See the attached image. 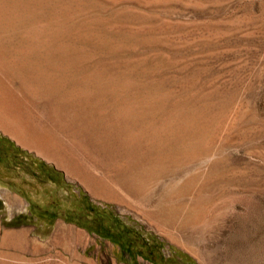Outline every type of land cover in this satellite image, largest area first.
<instances>
[{"label":"rangeland","instance_id":"374dc122","mask_svg":"<svg viewBox=\"0 0 264 264\" xmlns=\"http://www.w3.org/2000/svg\"><path fill=\"white\" fill-rule=\"evenodd\" d=\"M0 243L264 264V0H0Z\"/></svg>","mask_w":264,"mask_h":264},{"label":"bare ground","instance_id":"6f19581e","mask_svg":"<svg viewBox=\"0 0 264 264\" xmlns=\"http://www.w3.org/2000/svg\"><path fill=\"white\" fill-rule=\"evenodd\" d=\"M48 51V50H47ZM79 78V77H78ZM51 85V84H50ZM174 116V115H173ZM58 227V231L60 232V233H62L64 236H66V237H69V241H73V242H78L81 238H78L79 236H80V234L79 235H77V234H75L74 236H68V233H66V231L69 229L68 227H65V226H62V225H60L59 224V226H57ZM56 227V228H57ZM70 227V226H69ZM71 229H72V227H71ZM72 231V230H71ZM71 231H67V232H71ZM55 232H56V237H59L61 234H59V236H57L58 234H57V231L55 230ZM58 232V233H59ZM75 232H76V230H75ZM78 233V232H77ZM82 234V233H81ZM55 235V234H54ZM71 235V234H70ZM73 235V234H72ZM55 237V236H54ZM53 237V239H55ZM62 237V236H61ZM60 237V238H61ZM82 237H84V236H82ZM63 238V237H62ZM58 239V238H57ZM83 240V239H82ZM1 241H2V243L5 245H8V244H12V245H14L15 246V249L16 250H18V249H22V247L24 246L23 244V242L25 241V237H21L20 235H19V232H17V231H5V232H3V234H2V237H1ZM35 241V240H34ZM28 242V241H27ZM57 242V241H56ZM29 243H31V241L29 242ZM28 243V244H29ZM1 244V243H0ZM27 244V245H28ZM36 244V243H35ZM34 244V245H35ZM54 244V243H53ZM4 245H3V247H4ZM31 245V244H30ZM29 245V246H30ZM42 245V244H41ZM2 246V245H1ZM37 246V245H36ZM39 246V245H38ZM43 246V245H42ZM7 247H12V246H7ZM28 247V246H27ZM41 247V246H40ZM49 247V246H48ZM14 248V247H13ZM31 248H33V247H31ZM39 247H37V250H39L38 249ZM3 249V248H2ZM9 249V248H8ZM24 249L25 248H23V251H24ZM27 249H29V248H27ZM36 249V248H35ZM34 249V250H35ZM41 249V248H40ZM42 250V249H41ZM22 251V250H21ZM70 251V250H69ZM3 252V251H2ZM8 252V251H7ZM12 253V252H11ZM22 253V252H21ZM1 254V253H0ZM5 254H7V253H4V255ZM10 254V253H9ZM14 254V253H13ZM24 254V253H23ZM26 254V253H25ZM32 254V253H31ZM15 255H18V253H15ZM14 255V256H15ZM9 256V255H8ZM20 256V255H19ZM25 256V255H24ZM1 257V256H0ZM5 257V256H4ZM17 257V256H16ZM6 258V257H5ZM9 259H11V257H8ZM13 258H15V257H13ZM19 258V257H18ZM21 258H19V260H20ZM15 260V259H14ZM12 261V260H11ZM11 261H9L8 262V260L7 261H5L4 259H0V264H16V263H18V262H16V263H13V262H11ZM25 261H27V257H26V260ZM24 261V262H25ZM20 262V261H19ZM28 263H30V261L28 260ZM19 264V263H18ZM21 264V263H20ZM22 264H24V263H22Z\"/></svg>","mask_w":264,"mask_h":264}]
</instances>
